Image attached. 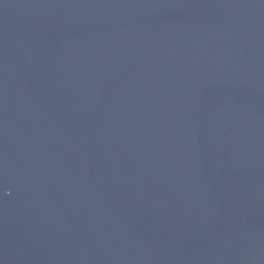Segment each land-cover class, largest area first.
I'll return each instance as SVG.
<instances>
[{
    "label": "water",
    "instance_id": "obj_1",
    "mask_svg": "<svg viewBox=\"0 0 264 264\" xmlns=\"http://www.w3.org/2000/svg\"><path fill=\"white\" fill-rule=\"evenodd\" d=\"M0 264H264V0H0Z\"/></svg>",
    "mask_w": 264,
    "mask_h": 264
}]
</instances>
